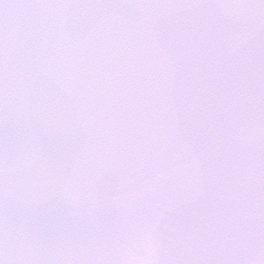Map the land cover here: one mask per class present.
I'll list each match as a JSON object with an SVG mask.
<instances>
[{
    "label": "snow or ice",
    "instance_id": "1",
    "mask_svg": "<svg viewBox=\"0 0 264 264\" xmlns=\"http://www.w3.org/2000/svg\"><path fill=\"white\" fill-rule=\"evenodd\" d=\"M0 264H264V0H0Z\"/></svg>",
    "mask_w": 264,
    "mask_h": 264
}]
</instances>
